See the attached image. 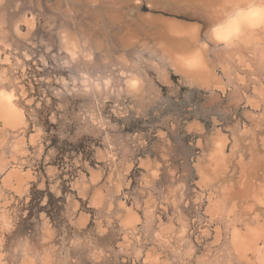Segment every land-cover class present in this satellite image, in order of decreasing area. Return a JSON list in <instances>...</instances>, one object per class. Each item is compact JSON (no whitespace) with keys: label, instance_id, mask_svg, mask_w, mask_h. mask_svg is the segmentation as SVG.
<instances>
[{"label":"rangeland","instance_id":"rangeland-1","mask_svg":"<svg viewBox=\"0 0 264 264\" xmlns=\"http://www.w3.org/2000/svg\"><path fill=\"white\" fill-rule=\"evenodd\" d=\"M237 2L0 0V264H264V30L208 36Z\"/></svg>","mask_w":264,"mask_h":264},{"label":"clouds","instance_id":"clouds-1","mask_svg":"<svg viewBox=\"0 0 264 264\" xmlns=\"http://www.w3.org/2000/svg\"><path fill=\"white\" fill-rule=\"evenodd\" d=\"M259 30H264V0H243L231 5L219 20L210 25L208 36L215 44L231 49L247 34ZM87 58L91 59L90 56ZM73 59H76L75 54ZM185 62L189 66L202 63V53L197 50Z\"/></svg>","mask_w":264,"mask_h":264},{"label":"bare ground","instance_id":"bare-ground-1","mask_svg":"<svg viewBox=\"0 0 264 264\" xmlns=\"http://www.w3.org/2000/svg\"><path fill=\"white\" fill-rule=\"evenodd\" d=\"M178 25V24H177ZM173 27L175 26V25H172ZM171 27V26H170ZM176 27V26H175ZM178 27V26H177ZM184 27V26H183ZM189 27V26H188ZM187 27V28H188ZM182 29V28H181ZM185 29V28H184ZM173 30H176V29H172V31ZM183 30V29H182ZM187 31L189 30V29H186ZM186 30L184 31V33H188V32H192V31H188V32H186ZM192 30V29H191ZM170 31V30H169ZM176 31H174V33H175ZM173 33V32H172ZM180 34H181V32H180ZM190 36H192L191 35V33L189 34ZM199 50V49H198ZM197 51V50H196ZM200 51V50H199ZM192 54V53H191ZM188 56H191L190 54L188 55ZM179 58V57H178ZM185 58H187V57H185ZM203 60V59H202ZM181 62H182V65L184 66V67H186V68H193V66L191 65V66H189V65H187L186 64V62H185V60L183 59V60H180ZM179 61V62H180ZM180 62V63H181ZM179 63V64H180ZM201 64H203V63H199L198 65H201ZM194 65V67H197L198 65L197 64H193ZM197 65V66H196ZM179 66H181V65H179ZM202 67V66H201ZM180 68H182V66L180 67ZM182 70H183V68H182ZM191 71V70H190ZM0 93H3V95H0V119H2L5 123L6 122H10V121H14V122H19V123H22L23 122V114H22V112L17 108V106L15 105L16 103H14V98H13V96H12V94L11 93H8V92H4V91H1L0 90ZM4 123V124H5ZM4 126H6V124L4 125Z\"/></svg>","mask_w":264,"mask_h":264},{"label":"crops","instance_id":"crops-1","mask_svg":"<svg viewBox=\"0 0 264 264\" xmlns=\"http://www.w3.org/2000/svg\"><path fill=\"white\" fill-rule=\"evenodd\" d=\"M194 53V51L192 52V54ZM192 54H190V55H192ZM187 58L188 57H190V56H186ZM185 58V57H184ZM187 58H185L184 60H186ZM183 60V59H182ZM203 63V62H202ZM192 66H194V65H192Z\"/></svg>","mask_w":264,"mask_h":264},{"label":"snow or ice","instance_id":"snow-or-ice-1","mask_svg":"<svg viewBox=\"0 0 264 264\" xmlns=\"http://www.w3.org/2000/svg\"><path fill=\"white\" fill-rule=\"evenodd\" d=\"M133 87H135V83H133V85H132ZM0 95H3V93H0Z\"/></svg>","mask_w":264,"mask_h":264}]
</instances>
